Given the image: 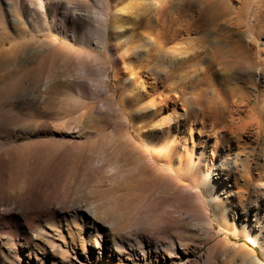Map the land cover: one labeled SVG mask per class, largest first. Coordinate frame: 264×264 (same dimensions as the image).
<instances>
[{"label": "rangeland", "instance_id": "374dc122", "mask_svg": "<svg viewBox=\"0 0 264 264\" xmlns=\"http://www.w3.org/2000/svg\"><path fill=\"white\" fill-rule=\"evenodd\" d=\"M40 1L43 2L0 0V166L5 164L3 159L9 156L12 147L52 137L59 139L64 127H72L76 121H90L88 124H91L92 120L93 131L103 130L115 139H121L127 133L138 137L139 133L141 140L135 139L131 148L136 156L148 162L145 175L135 186L139 189L138 197H147L150 204L158 202L155 213L162 212L168 221L157 229L141 228L138 233L161 242L172 236L195 247L176 259L177 263L249 264L250 257L257 256L264 264V100L255 103L256 108L259 103L261 111L252 116V140L244 141L241 149L231 150L226 158L210 157L212 165L208 166L209 178L204 195L192 193V187L187 186L177 174V159L170 165L172 170L167 171L158 150L163 138L174 133L178 137L185 135L199 141L217 135L216 131L204 129L199 117L194 123V118L186 115L189 107L183 99L191 98L199 91L208 94L211 86L206 80L211 78L216 82L226 76L221 75L224 72L219 65L212 67L210 75H206L204 70L209 62V49L214 54L224 48L223 34L238 38L244 47H252L256 58H261L264 63V0H60L55 5L48 2L42 9L37 5ZM207 6L216 17L210 25L207 22L203 24L205 31H210V44L198 43L194 28L195 19H198L196 13L209 9ZM74 14L88 18L85 23L77 24L72 20ZM103 15L106 16L104 23L97 22ZM117 26L120 29L114 28ZM108 28H114L113 39L102 50L94 46L91 36L97 35L105 41ZM87 40L92 45L87 44ZM161 57L173 66V71L166 77L156 70L155 74L167 79L161 84L156 80L159 76L153 75L156 80L153 84L154 78L145 72V65ZM148 59L151 62L148 63ZM253 76L251 83H247L251 93H255V85H264V76L260 77L259 70ZM153 88L161 90L169 99L162 107L161 115L156 113L140 128L142 121L132 119L139 113L134 108L151 109L145 100ZM135 94L143 102L136 107ZM261 97L264 99V92ZM231 105L229 108L232 110ZM171 108L176 109L174 116L179 130L173 126L175 119H171ZM246 110V106L237 105L225 123L231 125L232 130L248 131L251 114ZM169 176L174 186H182L183 204L160 192V186ZM77 183L71 196L80 195L81 200L91 201L92 191L105 188L94 182L81 187H77ZM244 183L247 187L241 190L239 187ZM118 189L122 191L123 187ZM5 195L0 193V197ZM235 195L243 202V209L236 211H241L245 219L229 218L222 226L215 220V229L209 237L200 213L191 211V206L199 205L201 201H211L213 205ZM36 199L41 200L34 196L30 202L20 201L11 219L2 217L9 210L0 207V264H26L19 262L13 251L29 244L33 246L29 257L34 264H50L51 258L61 257L60 252L70 254L73 264H125L123 260L116 259L109 262L107 256L99 259L96 250L95 253L90 252L88 261L74 260L72 254L77 247L72 246L73 241L84 239L89 226L86 225L79 233L75 230L79 227L70 222L72 229L67 236L63 219L70 220L74 215L86 216L89 213L88 201H78L61 209L57 201L51 205ZM209 210L212 211V207ZM210 214L212 216V212ZM59 226L60 229L57 228ZM36 230H47L49 235L47 238L35 236ZM64 232L67 245L59 237ZM228 234L240 247L236 245L227 249L223 246L222 240ZM130 238L134 239L135 235H130ZM9 244L15 247L10 254L7 253Z\"/></svg>", "mask_w": 264, "mask_h": 264}, {"label": "bare ground", "instance_id": "6f19581e", "mask_svg": "<svg viewBox=\"0 0 264 264\" xmlns=\"http://www.w3.org/2000/svg\"><path fill=\"white\" fill-rule=\"evenodd\" d=\"M59 1L43 0V2H38L37 5L42 9L43 7L46 8L47 4H49L48 2H54L55 5ZM75 2H77L76 5H79L78 1ZM208 8L202 11L204 15L201 12L196 13L198 19H195L194 28L198 36V43H211V39L209 38L211 36L210 31H205L203 24L207 22L210 25V22L214 21L216 17L215 14H211V7ZM100 16L102 17V14ZM101 17H98L97 22L104 23L106 16L103 15V18ZM87 18L88 16L86 15L74 14L72 20L77 24H83ZM114 28L118 30L120 26ZM112 29L108 28L106 30L105 37L107 36V39L105 41L101 37H97L96 34L95 37L91 36L95 44L94 46L105 50L107 48L106 45L113 39ZM221 38L225 39L224 48L220 49L219 47L220 50L214 54L209 49V62L204 70L206 75H210L212 67L219 65L222 68V72H224L221 75L226 76L216 82L211 78L206 80V83L211 86V92L209 93H212V96L209 93L203 94L202 91H199L191 98L183 99V103L188 104L189 107L185 111L186 115H191L194 118L192 120L194 123L199 117L204 129L209 132L211 130L216 131L217 135L220 136L206 137L204 141H199L185 135L178 137L174 133L166 139L163 138L158 149L162 154V160L160 161L167 171L172 170L170 165L174 159H177L176 172L186 182L187 186L192 187V193L195 195H204L205 183L209 178L208 169L210 164L212 165L210 157L219 160L226 158L230 155L231 150L236 148L241 149L244 141L248 142L252 140L251 136L253 132H251L250 128L252 116L256 112L261 111L259 103L264 100L261 97L264 92V85H255V93H251L247 89V83H251V76L254 77L253 74L256 70H259L260 77L264 76V63L261 58L257 59L252 47H244L237 41L238 38L233 39L225 34ZM91 43V41L87 40V44L92 45ZM67 58L65 57V60ZM155 61L150 63V65H145L147 68L145 72L148 76L152 78L154 75L156 77L158 74H155V72L159 70L164 76L168 77L173 71L171 69L173 66L165 62L167 60L163 57ZM149 62L151 60L148 59ZM214 72L216 73V71ZM166 79L163 76L156 78L161 84H164ZM156 80L155 78L153 79V84ZM151 90L152 92L148 95L149 98L145 100L147 104L151 105V109L147 110V107L142 109L134 108L136 112H141L140 114L137 112L138 114L132 117L133 120L142 121L140 128L143 127L142 123H146L156 113L161 115L162 107L165 105L167 99H169L168 96H163L161 90H157V88ZM136 97L135 94V107L143 103H141L140 97ZM257 102L259 103L256 108L255 103L257 104ZM230 103L233 109L239 104L247 107L246 111L251 114L247 128L248 131L241 130L240 128L232 130L231 125L229 126V124L225 123L227 117H231L230 114L233 111V109L229 108ZM144 109L147 111L144 112ZM175 111L176 109L171 108V119H175L173 126L176 130H179L178 121L174 116ZM122 121L124 123V120ZM88 122L90 123V121H87V123L76 121L72 127L65 126V131L59 139L52 137L47 140H38L11 148L10 152H8L9 156L3 159L5 164L0 166V193L6 194L5 197H0V207H7V211L9 210L8 214L5 213L2 217L6 219L13 218L12 212L19 206V202H24V200L30 202L34 196L35 198L40 197L42 201L36 200L51 205H53L54 201H57L58 203L56 204H59L58 206L61 209L69 207L78 201H88L81 200L82 196L80 197V195L79 197L76 194L71 196V193L74 192L73 187L77 182V187L94 182L98 186L104 185L105 188L100 189L97 187L98 190L95 189L90 193L91 201H88L89 213L84 217L74 215L71 216L70 220H67V218L63 219V226H65L67 236L72 229L69 227L70 222L75 223L79 227L75 229L79 233L82 232V229L86 225L89 226L86 234H84V239L73 241L74 244L72 246L77 247V250L73 251L72 254L74 260L79 262L88 261L90 259V252L95 253L96 250L99 259L107 256L109 262L116 259L118 261L123 260L125 264H190L189 262H175L176 259L183 257L184 254L193 250V248L195 249L187 241L168 236L165 242H161L154 237L150 238L147 235L138 233L141 228L147 230L157 229L166 225L168 221L164 219L162 212L155 213L158 208V202L150 204V202H147V197H138L140 195L138 194L139 189L136 188V185L145 175L146 164L148 162L136 156L134 149L131 148L135 139L139 138L141 140L139 133H137L138 137L127 133L123 138L115 139L107 136L103 130L96 129L95 127L96 131H93L92 120L91 124H88ZM221 124L222 126H219ZM162 137L164 136L162 135ZM145 147L148 148L147 146ZM262 147L264 148V143ZM174 185L171 176H169L165 183L160 186V192L167 197L175 198L179 204H183L185 199L180 194L183 193L181 191L182 186ZM119 186L123 187L122 191L119 190L120 188L118 189ZM184 186L186 185L184 184ZM246 187L247 183H244L239 188L244 190ZM138 198L139 201H137ZM226 198L228 199L220 200L219 203H214L213 205L211 201L208 203L201 201L200 207L198 204L191 206V211L200 213L202 224L205 226V233L209 237L215 229V220L219 226H222L229 218H232V220L236 218L240 221L245 219L241 215V211H236L238 208L243 209L242 200L237 199L236 195ZM232 206L234 207L233 210ZM210 207H212V211L209 210ZM223 207L226 209L224 210ZM230 211L231 214L229 215ZM211 212L214 218H212ZM57 228L60 229V226ZM65 232L64 235L59 234V237L63 240L62 243L67 245V241H64ZM132 234L135 235L134 239L130 238ZM34 235L47 238L46 236L49 235V231L36 230ZM235 238L238 239V237ZM222 241L224 243L223 246L227 249L238 245L229 234ZM229 242L233 244H229ZM252 245L257 246V243L252 242ZM13 246L9 244L7 253L15 249ZM237 247L240 246L238 245ZM32 248L33 246L29 244L25 248L13 251V253L17 255L19 262L34 264L29 257V254L33 250ZM64 252H68L67 249ZM60 253L61 257L59 259L51 258L50 264H73V262H70V254L65 255L63 252ZM25 255H27L26 258ZM261 262L257 256H251L249 260V264H263Z\"/></svg>", "mask_w": 264, "mask_h": 264}]
</instances>
